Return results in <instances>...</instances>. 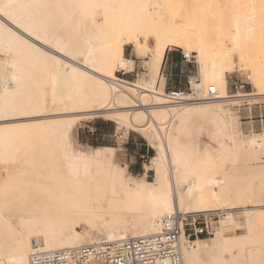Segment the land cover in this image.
I'll list each match as a JSON object with an SVG mask.
<instances>
[{
    "label": "bare ground",
    "instance_id": "1",
    "mask_svg": "<svg viewBox=\"0 0 264 264\" xmlns=\"http://www.w3.org/2000/svg\"><path fill=\"white\" fill-rule=\"evenodd\" d=\"M172 1L0 0L14 5L0 9V108L36 111L0 121V264H29L34 248L148 236L174 210L218 209L227 210L225 229L183 245V264H264V132L242 133L227 107L264 98L263 38L249 16L256 4L247 11L244 0H218L215 35L209 22L207 32L184 28L169 13ZM96 3L108 7H81ZM128 43L147 66L133 82L115 73L133 69L124 57ZM173 47L194 54L199 68L181 103L169 101L159 84ZM237 63L254 92H228L226 73ZM210 85L218 100H208ZM97 112L152 144L157 183L131 176L117 148L78 143L77 122ZM190 113L222 121L215 149L179 142V122Z\"/></svg>",
    "mask_w": 264,
    "mask_h": 264
},
{
    "label": "rangeland",
    "instance_id": "2",
    "mask_svg": "<svg viewBox=\"0 0 264 264\" xmlns=\"http://www.w3.org/2000/svg\"><path fill=\"white\" fill-rule=\"evenodd\" d=\"M244 1V4L241 2V6L244 7L246 4L245 7L247 11L248 8L252 6V3L255 2L256 4V8H253L254 12L251 10V14H249V16L255 18L259 26L260 35L263 38V45L261 47L262 51L264 49V0ZM217 2L218 0H173L171 6L169 7V13H171L174 20L183 19L184 28L193 27L198 33L205 32L206 29H204V27L206 25L204 26V24L209 22V29L207 31L210 30V34L218 35L220 33V26L219 11L215 8V4ZM192 22L196 25H192ZM124 57L134 60L133 69L128 72H125V70L116 71L115 73L117 77L133 82L145 76L147 73V66L144 62V57L143 55L137 53L133 44L128 43L125 45ZM189 59L192 60V62H196L194 54ZM234 60L237 62L236 58H234ZM195 64L198 68L197 62ZM247 75L248 71L242 69L237 63V67H234L231 73L230 71L226 73L228 92L231 94L254 92L255 88L250 83ZM198 78L199 71L197 72V79ZM235 82L243 84L244 87L238 90L235 89ZM251 101V104H249L247 100H242L239 104L229 103L227 106L232 113H236L238 115L237 119L239 129L245 135L264 130V125L252 126V120H264V98L257 101ZM99 113L100 112H97V114L93 113L89 116L86 114L84 117L82 116L79 119L77 122L78 124L75 126L74 133L78 143L80 145L90 147L110 145L117 148L118 151L116 152V160L121 165L127 164V168L131 176L137 178L138 180H146L151 183H157L158 175L151 163V158L156 154L152 144L149 143V141H147L141 133L126 126L117 124L114 118H111V116L106 113ZM255 114H257L258 117L254 118ZM189 123L190 134L186 137H182L181 140H183L189 148H193L197 145L201 147H210L212 142H210L209 138L210 125L208 124V121L192 117ZM119 132H123L124 135L128 134V139H118L117 134ZM222 167L229 170L231 164L227 161ZM258 204L259 206H264V201H260ZM238 227L239 230L237 231L241 232L244 225L241 224ZM81 228L82 227H77L78 230H81Z\"/></svg>",
    "mask_w": 264,
    "mask_h": 264
},
{
    "label": "built area",
    "instance_id": "3",
    "mask_svg": "<svg viewBox=\"0 0 264 264\" xmlns=\"http://www.w3.org/2000/svg\"><path fill=\"white\" fill-rule=\"evenodd\" d=\"M243 87L241 83H234L237 90ZM192 92L191 81H188V89L166 91L172 103L186 101V93ZM206 93L208 100L219 99L213 85L208 86ZM192 101L198 100L194 98ZM117 138L127 140L128 134L119 132ZM226 212L222 209L194 212L174 210L163 215L160 229L151 235L112 241L100 239L56 250L34 248L29 254V264H183L182 246H189L199 237H209L225 229L221 220Z\"/></svg>",
    "mask_w": 264,
    "mask_h": 264
},
{
    "label": "crops",
    "instance_id": "4",
    "mask_svg": "<svg viewBox=\"0 0 264 264\" xmlns=\"http://www.w3.org/2000/svg\"><path fill=\"white\" fill-rule=\"evenodd\" d=\"M195 63L196 62H192V60H190L189 57L184 54L183 50L176 47L167 49L160 65L159 84L165 91L188 89V81H191L193 78H197V72L199 71V68H197ZM192 117H196L199 120H207L208 124L210 125L209 138L210 142H212V145L210 147H202L201 151H204L205 149H215L221 143L223 137L221 133L222 121L212 117L201 119L194 113H190L181 122H179V142L183 145H186V143L181 139L182 137H186L190 134L189 122ZM256 117H258L257 114L254 115V118ZM252 122V126L264 125L263 119L252 120ZM257 132H264V130Z\"/></svg>",
    "mask_w": 264,
    "mask_h": 264
},
{
    "label": "snow or ice",
    "instance_id": "5",
    "mask_svg": "<svg viewBox=\"0 0 264 264\" xmlns=\"http://www.w3.org/2000/svg\"><path fill=\"white\" fill-rule=\"evenodd\" d=\"M14 7V5L8 4V5H2L0 6V9H6ZM81 7L85 8H92V9H99L101 7H108V5H101L99 3L96 4H83ZM3 15L8 16L9 19H13L10 13L7 11H3ZM93 19H95V13H93ZM16 21L13 19V23ZM55 102V101H53ZM46 107V105H45ZM8 116H15V117H36V111L35 110H28V109H3L0 108V121H6ZM30 125H22V127H29ZM77 159H80L78 157ZM4 163H7V161H4Z\"/></svg>",
    "mask_w": 264,
    "mask_h": 264
}]
</instances>
